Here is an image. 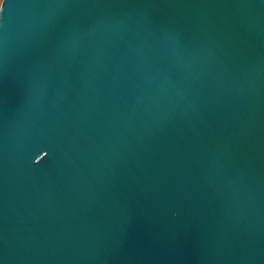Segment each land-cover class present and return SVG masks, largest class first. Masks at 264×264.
Segmentation results:
<instances>
[{"label":"water","instance_id":"obj_1","mask_svg":"<svg viewBox=\"0 0 264 264\" xmlns=\"http://www.w3.org/2000/svg\"><path fill=\"white\" fill-rule=\"evenodd\" d=\"M0 264H264V0H2Z\"/></svg>","mask_w":264,"mask_h":264},{"label":"rangeland","instance_id":"obj_2","mask_svg":"<svg viewBox=\"0 0 264 264\" xmlns=\"http://www.w3.org/2000/svg\"><path fill=\"white\" fill-rule=\"evenodd\" d=\"M1 2H2V0H0V6H1Z\"/></svg>","mask_w":264,"mask_h":264}]
</instances>
